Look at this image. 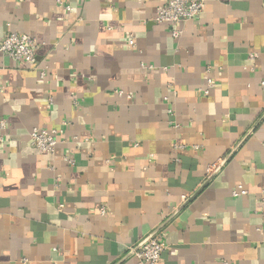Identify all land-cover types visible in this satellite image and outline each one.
<instances>
[{
	"label": "crops",
	"instance_id": "crops-1",
	"mask_svg": "<svg viewBox=\"0 0 264 264\" xmlns=\"http://www.w3.org/2000/svg\"><path fill=\"white\" fill-rule=\"evenodd\" d=\"M162 2L0 0V41L40 42L34 66L0 52V264H137L156 232L159 264H264V0L173 26Z\"/></svg>",
	"mask_w": 264,
	"mask_h": 264
},
{
	"label": "built area",
	"instance_id": "built-area-1",
	"mask_svg": "<svg viewBox=\"0 0 264 264\" xmlns=\"http://www.w3.org/2000/svg\"><path fill=\"white\" fill-rule=\"evenodd\" d=\"M79 1L84 2L86 0ZM205 1L206 0H163L162 4L157 8L155 21L173 26L176 23L193 19L202 12ZM67 9L72 10L73 8L68 5ZM172 33L175 37H178L181 32L173 29ZM128 44L132 47L136 44L132 34L129 37ZM39 46L40 42L36 36L29 33L11 31L0 41V52L28 66H34L37 62ZM258 56V52H251L249 54L250 60H256ZM148 68H152V66H148ZM207 70L209 71L210 68H207ZM44 74L45 71L42 72V75ZM215 84V80L209 77L206 86L201 88L200 91L207 95ZM1 125L3 127L5 126L4 120L1 121ZM63 135L64 130L61 128L34 127L30 133L31 144L42 152L53 153L57 149L58 144L62 141ZM185 147L186 145L183 143H174L176 151L183 150ZM66 159L70 163L74 161L71 158ZM212 169L211 167L208 171L210 172ZM245 193H247V190L243 186H238L233 191L234 195ZM101 211L105 213L106 209L101 208ZM166 249V241L159 232H156L142 243L133 246L131 248V253L136 257L137 264H159Z\"/></svg>",
	"mask_w": 264,
	"mask_h": 264
},
{
	"label": "water",
	"instance_id": "water-1",
	"mask_svg": "<svg viewBox=\"0 0 264 264\" xmlns=\"http://www.w3.org/2000/svg\"><path fill=\"white\" fill-rule=\"evenodd\" d=\"M227 159H228V158H227ZM227 159H226V160H227ZM220 167H221V166H220Z\"/></svg>",
	"mask_w": 264,
	"mask_h": 264
}]
</instances>
